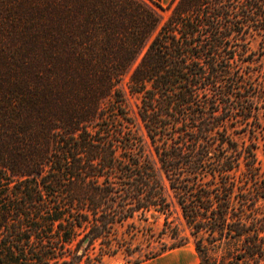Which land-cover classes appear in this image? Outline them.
<instances>
[{
	"label": "trees",
	"instance_id": "16d2710c",
	"mask_svg": "<svg viewBox=\"0 0 264 264\" xmlns=\"http://www.w3.org/2000/svg\"><path fill=\"white\" fill-rule=\"evenodd\" d=\"M263 116L264 0H0V264L155 258L170 196L199 264H264Z\"/></svg>",
	"mask_w": 264,
	"mask_h": 264
},
{
	"label": "rangeland",
	"instance_id": "374dc122",
	"mask_svg": "<svg viewBox=\"0 0 264 264\" xmlns=\"http://www.w3.org/2000/svg\"><path fill=\"white\" fill-rule=\"evenodd\" d=\"M169 3L170 2L163 5L167 6ZM163 14L167 15L168 11L164 12ZM259 42L260 37H256L251 41L250 48L252 50L259 49ZM137 103L138 99L135 95L128 97V106L130 108V112L133 114H136ZM260 124L262 129L260 133H258V147L256 149V152L264 176V116L261 117ZM245 139L247 141V137H245ZM169 200L171 202V209L167 215L155 213L154 216H150L148 218V222L142 223H146L150 227L149 232H151L154 237H160L162 242L169 245L173 241V239L170 237L171 232L168 230V228L163 229L166 226L165 218H167L169 225H176L178 227V235L179 237H184V243L179 247L166 250L164 253L159 255L161 257H164L165 259L157 260L156 264H197L198 258L194 249L193 241L189 236L188 231L180 216L179 208L171 196L169 197ZM135 241L137 243H141L146 249V242L144 238H142V235L139 234L138 236H136ZM102 264H126V258H124L122 254H118L115 256H106Z\"/></svg>",
	"mask_w": 264,
	"mask_h": 264
},
{
	"label": "crops",
	"instance_id": "0c3cea01",
	"mask_svg": "<svg viewBox=\"0 0 264 264\" xmlns=\"http://www.w3.org/2000/svg\"><path fill=\"white\" fill-rule=\"evenodd\" d=\"M162 4H166L168 2H171V0H160ZM161 259H165L164 257H161V256H157L155 258H152V259H149V260H146V261H143L139 264H156V261L157 260H161ZM197 264H199V262L197 261Z\"/></svg>",
	"mask_w": 264,
	"mask_h": 264
}]
</instances>
